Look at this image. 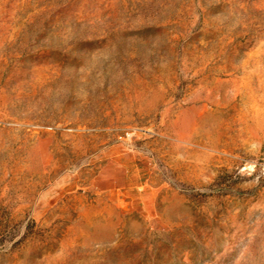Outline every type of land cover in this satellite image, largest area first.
Here are the masks:
<instances>
[{
	"label": "rangeland",
	"instance_id": "obj_1",
	"mask_svg": "<svg viewBox=\"0 0 264 264\" xmlns=\"http://www.w3.org/2000/svg\"><path fill=\"white\" fill-rule=\"evenodd\" d=\"M0 264H264V0H0Z\"/></svg>",
	"mask_w": 264,
	"mask_h": 264
}]
</instances>
